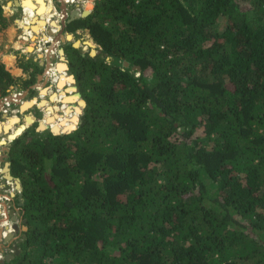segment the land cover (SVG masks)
<instances>
[{"label": "trees", "instance_id": "trees-1", "mask_svg": "<svg viewBox=\"0 0 264 264\" xmlns=\"http://www.w3.org/2000/svg\"><path fill=\"white\" fill-rule=\"evenodd\" d=\"M67 27L87 29L100 50L69 48L86 104L68 133L28 128L11 141L26 230L0 264H264V0H95ZM17 66L29 79L0 62L3 92L41 71L24 56ZM67 82L70 118L47 89L21 112L37 103L40 127H74L83 101L65 95ZM26 116H10L9 139Z\"/></svg>", "mask_w": 264, "mask_h": 264}, {"label": "rangeland", "instance_id": "rangeland-1", "mask_svg": "<svg viewBox=\"0 0 264 264\" xmlns=\"http://www.w3.org/2000/svg\"><path fill=\"white\" fill-rule=\"evenodd\" d=\"M0 1L4 5L3 12L8 19L7 27H5L4 29H0V62L1 63L5 62L6 57H8V59L10 57H15L14 58V61H15L16 59L17 60L20 59V56L24 55L25 56L24 59L29 58L32 61L34 60L36 63H38V65H39V62L42 63L41 65H39V68H41V71H39V73L36 74L34 82L31 85L27 86L26 88L24 89L19 88V83L9 86L6 92H3V90L0 88V103L2 102L3 106L5 107V108H3V106L0 107V170H1L0 172H2L3 171L2 167L4 168V162H9L8 152H9V148L11 145V141L9 137L12 135V129H10V125H12L10 116H17L20 118L19 122H17L15 125H18V123L23 125L26 119L25 116L31 115L34 119V122L28 123L25 130L28 128H35L37 130L38 124L39 123L41 124V121L43 120L44 116L47 114L45 108L43 106L39 107L38 105L33 103L32 106L28 107L23 112H21V109L25 106L24 104H26L27 101L29 100L31 101L34 98H36L37 100L41 99L42 96L40 95V90L47 89V93L43 97L48 100L49 105L53 107V110L55 111V113L59 114V116L63 117V119L70 118L71 115L74 114L73 110H70V112L66 113V108L64 109V107L65 106L67 107V104L63 105L61 103V100H60L61 96L59 95V92L61 90H59L58 85L62 82L69 81V83L67 82L66 85L64 86V89H62V91H65V95L69 96L72 94L73 95L77 94L79 96V100L83 99V95L80 92V86L78 84V81L73 71L70 69V66L68 63L67 58L71 51L69 48L73 47L74 41H81L82 44H80L75 49L80 51V53L83 56H90L92 58H95L98 54H100V50L96 46L92 38L89 36L87 29L80 28L78 32H76L75 30L68 31V27H67L68 23H65V20L68 19L73 9H76V10L81 9L79 11H82L84 9L85 2L87 0H84L83 5L80 6L79 9L75 6V4L68 5L67 3L64 2L65 0H53L52 7H54L57 11L61 12L62 14L61 18H62L63 24H65L64 30L66 33L71 35L72 37L71 39L65 40L66 37H64L60 33L62 32V30L60 32H57L60 30L61 27L59 28V21H57L59 19L58 16L54 15L51 19H49L48 21L49 24H46V22L43 24H39L38 31H36L37 29L34 28V26L30 27L32 32L33 33L36 32V33L35 35H32L33 37L31 36V38L24 39L25 42H27V44H25V47H27L30 44L31 45L28 48H22V49L19 48L22 46L21 42L19 43L17 42L15 43V45L13 42L14 40H17L18 38V37L16 38V36L21 31L20 26H22L24 30L27 28V26H25L22 22V19H21L22 13L20 9L19 10L15 9L12 14L11 12L9 13V11L13 10L14 5H16L18 1L15 2V4H13L14 0H0ZM8 2H12V4L11 3L8 4ZM94 3H95V0L92 1V7L90 9H93ZM23 8L25 9L26 7L23 6ZM39 9L43 14L45 15L47 14L46 18H48L51 15L50 14L48 16V13H49L48 4L45 6L41 5L38 8V10ZM74 13L75 12H73V14ZM37 14L40 15V13H37ZM29 16H27V18H29L30 20L32 16L31 17ZM225 24H226V18L222 16L218 20L217 29L222 30ZM47 25L52 27V29H57L56 31L51 29L54 35L51 33H49L48 36L43 34L44 30L48 28ZM39 34L40 36H42V38L47 37L46 40H41L37 38ZM11 35H14L12 39L10 38ZM60 36H63L61 40H60ZM84 40H89L92 43V45L85 46L83 44L85 42ZM99 58L106 59L107 61H111V58L109 56H106L105 54H101V57ZM62 63L65 64L66 66L65 68H63ZM29 73L30 72H25V74L21 76L22 79L23 80L29 79L30 77ZM62 75L65 77L60 78V76ZM37 76H40L41 79L38 80ZM71 76H72V82L70 81ZM70 86L74 88L73 92L66 91L67 87H70ZM51 94H57L59 99L55 98L53 101L52 100L50 101L49 97ZM63 100H66V99L64 98ZM66 101L70 102V100H66ZM6 104H9V105L6 106ZM77 104H78V101L76 102V105ZM68 105L72 106V104H68ZM82 110H83V106H80L79 112L76 114L77 123L76 125H74V127L72 125V127L70 126L71 128L69 127L67 128V130H59L58 132L63 133L68 130L72 131L76 129L78 122L80 120V115L82 113ZM55 121L59 122L60 118H57ZM68 125H71V124L68 123ZM43 128L45 129L38 130V131H44V130L51 131L50 124H48V126L43 127ZM4 140L6 141L5 143L3 142ZM201 140H203V138ZM203 141L205 145H209V142L207 140L205 141V138ZM96 178L99 179L100 181L102 180L98 176H96ZM9 192H12L14 195L10 196ZM4 193L7 195L5 198L3 196H0V202L2 203L0 204V218H4L5 216L7 217L6 223L9 227L8 233H13V234L8 240V242L3 244V246L0 249V252L3 253L2 255L3 259L6 255L15 254V249L17 247L14 245V243H17V241L20 240L22 231L24 230V227H26L24 223V219L22 218V209H21V206L19 205L20 201L23 202V199L19 197V194H18L19 188L18 186H16L15 188L13 181L5 179L4 177L0 175V195H4ZM12 216L15 217L14 220L12 219ZM14 224L17 225V229L13 228ZM7 225L5 224L4 226H2V229L0 230V238H3V240H4V234L6 233ZM3 232L5 233L3 234ZM10 249H12L13 252H10L9 251ZM60 258H62V256L54 255L53 257H48L46 261L50 264H53V263L58 262Z\"/></svg>", "mask_w": 264, "mask_h": 264}, {"label": "crops", "instance_id": "crops-1", "mask_svg": "<svg viewBox=\"0 0 264 264\" xmlns=\"http://www.w3.org/2000/svg\"><path fill=\"white\" fill-rule=\"evenodd\" d=\"M29 2V3H28ZM51 3V4H50ZM48 4V8H49V13H48V16L51 14V10L53 9V7H52V4H53V0H23L22 2H20L19 0H18V3L16 4V5H21V7H23V6H27V5H29V7H32L30 10L31 11H29V12H27L26 14H27V16H29V15H31L32 16V18L30 19V23H29V26L28 27H33L34 26V28H36L37 30L36 31H38L39 29H38V26H39V24H43V23H45L46 22V24H49V22H47V20H44V19H46V16H47V14L45 15V14H43L41 11H40V9L38 10V8L41 6V5H47ZM20 9V8H19ZM18 9V10H19ZM90 11H92V9H90ZM9 13H10V11H9ZM37 13H40V15H38ZM43 15V16H42ZM31 16H29V17H31ZM34 16V17H33ZM43 17H44V19H43ZM57 21H59V28H60V30L59 31H57V32H60L61 30H62V32H60L61 33V35H63L64 37H66V32H65V30H64V24H63V21H62V18H61V20L60 19H58ZM51 23V22H50ZM48 26V25H47ZM21 28V27H20ZM50 28V29H49ZM52 27H50V26H48V28L47 29H45L44 30V32H43V34H45V35H49V33H51V34H53V32H52ZM80 29V28H79ZM79 29H76L75 31L76 32H78V30ZM21 33V34H20ZM20 33L19 34H17V36H16V38H17V40H14V45H15V43H19V42H21L22 43V46L21 47H19L20 49H22V48H26L25 47V44H27V42H25V40L23 39V37H22V32L20 31ZM35 33L36 32H34L33 33V35H35ZM57 34V33H56ZM54 35V34H53ZM14 37V35H11V39ZM33 37V36H32ZM55 37V36H54ZM37 38H39V39H41V40H46V38L47 37H45V38H42V36H40V34L38 35V37ZM60 40H61V38H60ZM65 40H67V37H66V39ZM51 46V45H50ZM24 56V55H23ZM25 57V56H24ZM15 58V57H14ZM34 61V60H33ZM3 62V61H2ZM35 62V61H34ZM4 64H6V66L11 70V72H12V74L15 76V77H19V76H23L24 74H25V72H23V70L20 68V67H18L17 66V59L14 61V59H13V61H12V64H9L8 63V61H5V62H3ZM38 64V63H37ZM42 63H40L39 62V65H41ZM37 78L39 79V76H37ZM2 169H3V167H2ZM0 175L2 176V177H4L5 179H6V177H5V173H3V171L2 172H0ZM13 183H14V186H15V188H16V182L15 181H13ZM1 192H3V191H1ZM5 192V191H4ZM9 194H10V196H13L14 194L12 193V192H9ZM0 196H3L4 198L7 196L5 193H4V195H0ZM19 205H20V202H19ZM11 212V211H10ZM12 217H14V216H12ZM8 241L7 240H3V238H0V249H1V247L3 246V244H5V243H7Z\"/></svg>", "mask_w": 264, "mask_h": 264}, {"label": "water", "instance_id": "water-1", "mask_svg": "<svg viewBox=\"0 0 264 264\" xmlns=\"http://www.w3.org/2000/svg\"><path fill=\"white\" fill-rule=\"evenodd\" d=\"M15 6H16V7H19V6H21V5H15ZM84 11H85V10L79 11V10L73 9V10L71 11V13H70L68 19L65 20V23H70L71 21H73V20H75V19L86 17V16H87L88 14H90V12H91V11L89 10V11L86 13V15H83V14H84ZM72 12H77L76 16H72V15H71ZM64 25H65V24H64ZM67 35H68V33H67ZM73 47H74V48H77L78 46H76V45L73 43ZM128 65H129V63H128L127 61H123V66H124V67H128ZM131 69H132V70H137V71H139V70H140V67H139L138 65H134V66L131 67ZM81 100H83V99H81ZM34 104L37 105V103H34ZM85 104H86V102H85V100H83V105H82V106L84 107ZM26 117H27V116H26ZM27 118H28V117H27ZM31 119H32V118H31ZM33 122H34V119L31 120L30 123H33ZM39 125H40V123L38 124L37 130H43V129H45V128L40 127ZM25 128H26V127H24L20 133L16 134L13 138H11L10 141L14 140L16 137H18L20 134H22V132L25 130ZM58 131H59V130H58ZM58 131H56V130L54 131V130L51 129V132L54 133V134H60ZM68 132H70V130L65 131V132H63V133H68ZM5 142H6V141L4 140V143H5ZM4 168L6 169V172H7V174H8V177L10 178V181H15V182H16V185H17L18 188H19V193H18V194H19V197H21V183H20V179H19L18 177H14V176L11 174V172H10V162H4ZM22 204H23V202L20 201V206H22ZM12 219L14 220L15 217H12ZM24 223H26V220H24ZM13 228H14V229H17V225L14 224V225H13ZM24 230H26V227H24ZM12 234H13V233H8V235L4 236V239L8 241V240L10 239V237L12 236ZM16 253H18L17 248L15 249V254H16ZM13 256H14V254L6 255V256L4 257V259H1V260H0V263H3L4 260L9 261V259L13 258Z\"/></svg>", "mask_w": 264, "mask_h": 264}, {"label": "built area", "instance_id": "built-area-1", "mask_svg": "<svg viewBox=\"0 0 264 264\" xmlns=\"http://www.w3.org/2000/svg\"><path fill=\"white\" fill-rule=\"evenodd\" d=\"M64 2L67 3L68 5H70V4H75V6L79 9L80 6L83 5L84 0H65ZM15 9H19V7H16V6L14 5L13 10L10 11L11 14L13 13V11H14ZM79 10H81V9H79ZM20 11H21V13H22V17H21L22 22H23V24H24L25 26H27V28H26L25 30L23 29L22 26H20V27H21V32H22V37H23V39L31 38V36L33 35V32H32V30L30 29V27H28V26H29V23H30V20H29V18H27V14H25V12H24V8L21 7V6H20ZM54 15H57L59 19H60L61 16H62L61 12H60V11H57V10L53 7V9L51 10V15H50L48 18H46L47 22H48L49 19H51ZM52 30L56 31L57 29H52ZM9 104H10V103H9ZM9 104H6V106L9 105ZM2 106H3V105H2ZM3 108H5V107L3 106ZM5 223H6V222H5ZM6 224H7V223H6ZM4 233H5V232H3V234H4ZM9 251H10V252H13L12 249H10ZM2 255H3V253L0 252V259H3Z\"/></svg>", "mask_w": 264, "mask_h": 264}, {"label": "bare ground", "instance_id": "bare-ground-1", "mask_svg": "<svg viewBox=\"0 0 264 264\" xmlns=\"http://www.w3.org/2000/svg\"><path fill=\"white\" fill-rule=\"evenodd\" d=\"M20 2H22L23 0H19ZM31 1V0H30ZM29 3V2H28ZM32 7H29V5H27L26 6V8L24 9V12H25V14L27 13V12H29V11H31L30 9H31ZM46 9H47V7H46ZM63 14H64V12H63ZM72 14H73V12H72ZM71 14V15H72ZM70 35V34H69ZM60 38H63L62 36H60ZM56 41V40H55ZM53 42V41H52ZM79 42V41H78ZM56 43V42H55ZM62 53V52H61ZM40 77V76H39ZM71 79H70V81L72 82V76L70 77ZM7 100V99H6ZM2 105H3V103L1 102L0 103V107H2ZM22 105V104H21ZM11 119H13V118H11ZM4 142V141H3ZM1 171V170H0ZM3 173H5L6 175H5V177H6V179H8V180H10V178L8 177V174H7V172H6V169L5 168H3ZM0 204H2L1 202H0ZM6 224V223H5ZM4 224V225H5ZM3 225V226H4ZM3 235V234H2Z\"/></svg>", "mask_w": 264, "mask_h": 264}, {"label": "clouds", "instance_id": "clouds-1", "mask_svg": "<svg viewBox=\"0 0 264 264\" xmlns=\"http://www.w3.org/2000/svg\"><path fill=\"white\" fill-rule=\"evenodd\" d=\"M19 8H20V6H19ZM5 231V230H4Z\"/></svg>", "mask_w": 264, "mask_h": 264}, {"label": "flooded vegetation", "instance_id": "flooded-vegetation-1", "mask_svg": "<svg viewBox=\"0 0 264 264\" xmlns=\"http://www.w3.org/2000/svg\"><path fill=\"white\" fill-rule=\"evenodd\" d=\"M64 49V48H63ZM39 80V79H38Z\"/></svg>", "mask_w": 264, "mask_h": 264}]
</instances>
